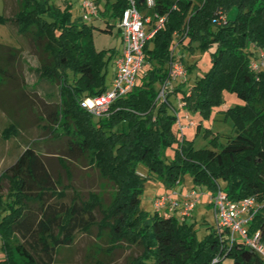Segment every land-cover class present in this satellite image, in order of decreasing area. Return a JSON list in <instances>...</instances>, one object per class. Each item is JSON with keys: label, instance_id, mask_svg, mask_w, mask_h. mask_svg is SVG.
<instances>
[{"label": "trees", "instance_id": "1", "mask_svg": "<svg viewBox=\"0 0 264 264\" xmlns=\"http://www.w3.org/2000/svg\"><path fill=\"white\" fill-rule=\"evenodd\" d=\"M57 1L16 0V11L9 17L0 15V24L16 26L38 56L39 77L59 87V103L46 119L51 136L66 139L57 163L68 176L66 161L87 160L111 186L110 201L105 203L97 192L83 197L73 191L69 203H63L68 185L60 188V176L27 147L0 175L4 252L0 264H54L58 248L72 244L77 232L89 233L92 228L108 247L140 250L123 264H264L243 243L229 244L215 226L199 241L186 219L156 210L144 213L139 204L146 177L136 172L142 162L167 189L188 173L194 185L206 187L210 194L219 187L233 201L264 199V68L254 72L249 67L264 51V0H155L154 12L166 15V21L143 48L145 74L127 95L115 100L106 118L96 122L80 102L107 89L105 70L114 53L97 51L92 39L95 27L81 17L73 19L68 0ZM144 1L134 0L141 12ZM102 2L117 21L128 7V0ZM232 9L236 13L230 19ZM111 29L107 25L100 30ZM175 44L189 50L196 44L210 52V69L189 92L182 89L186 80L173 86L174 97L188 113L208 118L223 104L225 91L241 101L224 111L234 129L226 143L213 137L212 148L195 149L185 133L180 139L177 130L172 131L175 116L169 109L175 106L156 100V86L167 77ZM14 59V49L0 44V77L13 80L8 69ZM179 60L187 74L190 66ZM195 127L199 131L201 124ZM13 131L11 126L5 133ZM173 144L174 159L164 164L159 150ZM248 229L264 235V208Z\"/></svg>", "mask_w": 264, "mask_h": 264}, {"label": "rangeland", "instance_id": "2", "mask_svg": "<svg viewBox=\"0 0 264 264\" xmlns=\"http://www.w3.org/2000/svg\"><path fill=\"white\" fill-rule=\"evenodd\" d=\"M71 4L72 18L83 16L81 4L83 0H68ZM59 4L61 0L57 1ZM99 5V17L86 20L88 25H93V45L97 51L105 50L113 53L121 49L122 38L116 27V18L111 15V10H104L103 2L96 0ZM17 9L16 0H0V15L9 17ZM102 10V12H101ZM236 9L229 12V18H233ZM111 26L110 32H103L106 26ZM187 29V28H186ZM185 29V30H186ZM184 30L183 34L186 35ZM0 44L11 47L15 52L13 65L8 69L13 75V80L0 77V175L8 168L20 154L27 148L34 149L51 166L54 175L58 174L61 179V187L66 185L65 198L63 203H69L73 191L86 197L88 192H97L102 195L105 203L110 201L111 186L103 180L98 171L88 164L87 160L69 159L66 161L68 176L56 161V155H63L65 150V137L59 139L51 136L47 130V112L53 110L59 103V87L39 77L36 69L39 65L37 54L28 40L19 36L16 26L13 24H0ZM188 44V39L184 42ZM173 48V47H172ZM111 49V50H110ZM175 55L182 58L185 65L190 66L186 74L184 92H189L194 82L203 77L211 66L209 51H203L193 44L191 50L184 46L175 48ZM109 51V52H108ZM6 51L1 52V56ZM147 66L138 71L136 83H140ZM185 70V69H184ZM112 60H107L105 70V81L109 84L112 76ZM186 73V71H185ZM158 89L160 86H156ZM170 102L177 106L176 97H171ZM241 104L235 94L223 92V104L215 108L208 118L201 119L199 114L189 113L190 119L196 124H201V129L191 127L184 131L185 138L193 141L195 149L212 148L211 139L217 137L220 143L234 136L233 123L231 118L225 117L224 111L228 107ZM172 109H169L171 113ZM173 112V111H172ZM96 122L98 119L93 118ZM14 126L13 132L6 134V129ZM176 124L172 125V131H176ZM176 145L162 146L159 150V158L164 164H169L174 159ZM65 168V169H66ZM148 166L142 162L136 165V172L146 180L140 195V209L147 215L154 213V199L165 193H178L186 195L194 188L198 193L196 202L190 217L186 219L191 224L199 241L203 240L212 227L215 226V219L210 205V191L204 186L194 185L188 173L184 174L180 183L173 188H165L155 175L148 173ZM3 193L6 192L7 184L2 183ZM223 187V184H220ZM180 196L178 198H180ZM50 199L48 202H55ZM160 214L166 215L161 211ZM239 240L238 235L235 236ZM140 250L135 247H108L103 239L96 237V229L92 228L89 233L77 232L72 244L58 248L54 257V264H123L126 259L136 256ZM4 259L2 240L0 237V261Z\"/></svg>", "mask_w": 264, "mask_h": 264}, {"label": "built area", "instance_id": "3", "mask_svg": "<svg viewBox=\"0 0 264 264\" xmlns=\"http://www.w3.org/2000/svg\"><path fill=\"white\" fill-rule=\"evenodd\" d=\"M144 11L141 12L135 5L134 0H128V7L123 11L122 16L116 22V27L120 31L122 38V52L114 60L115 72L110 88L103 93L84 98L80 106L93 118L102 119L110 114V107L116 99L124 97L134 87L136 76L144 64L143 48L145 44L163 28L166 15H159L154 12L155 0L144 1ZM173 6L172 8H174ZM81 9L84 12L81 19L83 21L92 20L99 17V5L95 0H83ZM175 44L170 52L167 77L160 85L156 100L171 106L170 98L173 97L174 83H182L186 80V73L181 60L175 54ZM252 71L264 68V51L258 52V59L249 64ZM177 106L173 107L175 124L180 139L184 136V131L194 127L196 123L190 119L189 113L184 109V103L176 98ZM180 182H176L178 185ZM174 185V186H175ZM178 193H165L154 199V209L163 211L167 215H174L179 221L190 217V214L198 201V193L191 189L186 195ZM210 205L212 206L215 229L218 234H224L228 238L229 244L241 242L253 250L262 260H264V235L258 229L249 232V224L257 212L264 208V199L257 200L256 197H245L238 201H233L227 197L225 192L217 187L216 191L210 195ZM238 235L239 240L236 239Z\"/></svg>", "mask_w": 264, "mask_h": 264}, {"label": "crops", "instance_id": "4", "mask_svg": "<svg viewBox=\"0 0 264 264\" xmlns=\"http://www.w3.org/2000/svg\"><path fill=\"white\" fill-rule=\"evenodd\" d=\"M122 52V44H121V49L119 51H116L114 52L113 54V57L111 58L112 60V67H113V72H112V76L110 78V81H109V84L107 85V89L110 88V85H111V81H112V78L114 76V72H115V65H114V60L121 54ZM178 83H174V85H177ZM175 96V95H174ZM173 96V97H174ZM179 96V95H178ZM211 195V194H210ZM210 198V197H209Z\"/></svg>", "mask_w": 264, "mask_h": 264}]
</instances>
